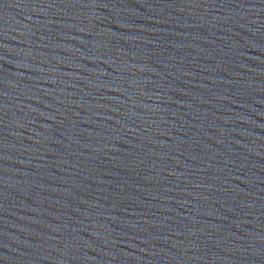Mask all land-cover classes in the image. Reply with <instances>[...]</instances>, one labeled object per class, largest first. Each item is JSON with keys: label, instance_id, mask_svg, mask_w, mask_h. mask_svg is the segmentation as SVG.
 <instances>
[{"label": "water", "instance_id": "obj_1", "mask_svg": "<svg viewBox=\"0 0 264 264\" xmlns=\"http://www.w3.org/2000/svg\"><path fill=\"white\" fill-rule=\"evenodd\" d=\"M0 264H264V0H0Z\"/></svg>", "mask_w": 264, "mask_h": 264}]
</instances>
